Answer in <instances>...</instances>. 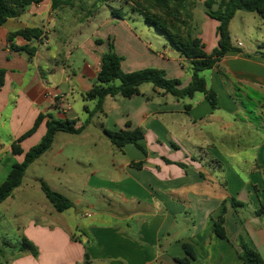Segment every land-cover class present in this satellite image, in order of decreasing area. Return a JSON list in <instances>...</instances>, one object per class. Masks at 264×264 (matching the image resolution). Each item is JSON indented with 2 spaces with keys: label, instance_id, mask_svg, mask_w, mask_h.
Returning <instances> with one entry per match:
<instances>
[{
  "label": "crops",
  "instance_id": "1",
  "mask_svg": "<svg viewBox=\"0 0 264 264\" xmlns=\"http://www.w3.org/2000/svg\"><path fill=\"white\" fill-rule=\"evenodd\" d=\"M205 1L197 0L196 9L204 10L195 9L194 26L210 54L218 46L219 23L206 14ZM53 6L54 0L32 4L0 27V186L24 159L12 154V144L43 116L36 132L21 142L24 152L41 141L49 119L75 121L82 131L57 133L52 149L28 169L43 161L61 174L60 188H82L84 195L93 196L70 199L67 191L58 190L74 204L62 213L54 209L66 220H29L22 232L19 229L18 242L25 236L39 254L12 257L9 264H179L177 259L185 257L190 264H243L241 237L264 258V216L256 213L264 200V57L259 54L264 19L261 33L249 43L232 32L240 11L232 19L230 33L237 50L203 74L217 95L216 107L204 94L178 100L145 83L140 95L107 97L103 111L84 126L89 119L85 107L92 111L97 104L84 96L97 84L109 41L123 58L125 72L160 69L166 78L180 80L181 87L191 81L190 61L172 43L163 46L138 34L125 19L112 17L96 32L88 31L100 8L83 20L71 8ZM27 29H41L43 35L10 40ZM246 32L245 37L250 29ZM115 33L119 36L112 37ZM74 57H80L79 67ZM233 85L246 88L245 107L234 98ZM96 119L99 128L92 131ZM134 129L144 133L139 145L145 152L134 144L119 149L105 133ZM225 145L232 146L236 166L229 179L222 158ZM142 161V168L132 166ZM24 186L23 179L4 202ZM230 198L245 206L235 209L227 203L226 238H220L212 227L222 202Z\"/></svg>",
  "mask_w": 264,
  "mask_h": 264
},
{
  "label": "trees",
  "instance_id": "2",
  "mask_svg": "<svg viewBox=\"0 0 264 264\" xmlns=\"http://www.w3.org/2000/svg\"><path fill=\"white\" fill-rule=\"evenodd\" d=\"M43 0H0V27L9 20L16 19L23 15L27 7L32 4H38ZM110 0H54V9H76L85 13L83 20L91 17L98 9ZM129 5L133 12L139 13L146 23L153 26L157 31L164 34L168 40L190 61L191 81L181 87L182 83L177 79L166 78L165 72L160 69L147 68L130 73H124L121 70L123 58L114 52V46L111 41L108 43V52L102 56V67L98 74L97 84L93 89L85 94L86 100H97L94 110L89 111V119L85 125H88L91 118L103 111L104 100L109 96L121 95L125 98H131L140 95V86L145 83H151L155 88L170 94L178 100L192 98L197 93L204 94L212 107L217 106V95L209 88L207 79L203 75L205 71L215 68L219 61L230 51L237 48L233 45L230 33V23L239 11L248 13H257L264 19V0H206L204 6L206 14L216 20L219 25L217 33L219 37L218 46L212 53H207L200 38L196 36L194 26L195 9L197 0H120ZM113 18H122L124 15L120 9L112 8ZM16 35H21L26 39L41 38L43 31L41 29H27L10 36L12 40ZM100 43V41H98ZM30 55L35 50L25 48ZM264 57V48L259 52ZM4 71L0 70V84L3 82ZM43 116H39L33 128L26 134L19 137L12 144V154L24 155L20 163L14 164L7 179L0 186V205L11 197L14 191L21 186L29 166L39 159L42 155L52 149L57 133L78 134L82 128H76L75 121H61L49 119L46 122L47 131L41 141L31 147L27 152L21 148V142L33 135ZM110 142L121 149L127 144H134L143 152L144 149L139 145V141L144 137L141 129L105 131ZM165 162L172 163L165 159ZM145 162L132 163L135 168H142ZM179 166L185 167L182 163ZM41 189L53 208L62 213L73 207V202L64 194L55 191L43 180L40 181ZM230 203L235 209L245 206L234 198L225 199L222 202L221 212L214 220L212 232L220 238H226L225 214L227 212V203ZM257 215L264 216V200L261 202ZM240 252L239 256L243 264H264V258L261 254L250 246L242 237L238 241ZM3 245L10 252L12 257L31 255L37 257L38 248L25 236L17 243L4 242ZM190 258L193 254L187 249ZM179 264H190L188 257L178 258Z\"/></svg>",
  "mask_w": 264,
  "mask_h": 264
},
{
  "label": "rangeland",
  "instance_id": "3",
  "mask_svg": "<svg viewBox=\"0 0 264 264\" xmlns=\"http://www.w3.org/2000/svg\"><path fill=\"white\" fill-rule=\"evenodd\" d=\"M112 8L120 9L124 17L116 19H125L131 22L133 30L138 34H142V36L145 38H150L154 43H161L163 46L165 44L169 46L171 45V42L164 34L160 33L153 26L146 23L139 13L133 12L129 5L124 4L120 0H110L104 3L100 7L99 11L94 15L93 23L90 25V27H88L87 30L94 33L101 26L104 20H109L110 18H112ZM73 10L77 12L76 14L79 15V18L85 15V13L81 11H76L75 8ZM201 10L203 11L204 8L198 6L196 12L199 13L201 12ZM243 18H246V20ZM260 21L261 17L257 13L240 11L234 19L232 32L233 34H240L242 36L240 40H242L244 43H249L250 38L256 37L257 35H259V33H261ZM76 24L79 25L78 23ZM80 26L81 25H79V27ZM248 29H250V33L248 34L249 36H243V34ZM114 36L118 37L119 34L115 33L112 35V37ZM156 48L159 47L157 46ZM72 61L73 63H76L78 67L81 65L80 57H74ZM121 70L124 73H127L123 68H121ZM234 88L237 90H234V98L237 101L243 102V107H245L246 88L241 86H234ZM99 122L100 121L96 119L94 124L90 125V129L92 131H97L99 128ZM224 147L225 148H223L222 150L225 149L226 153L222 155V158L224 159L223 162L226 168V175L229 179V174L236 168L234 164L235 158L234 156H232V154L230 155V151L232 149L230 147L232 146L225 145ZM239 157L242 158L241 155ZM56 172L54 173L53 168L46 166L43 161H38L35 165L27 170L25 174L26 176L24 177L25 186L22 187L23 189H21L16 193V195H14V199H11V201L8 202H4L0 205V264H9V261L12 259V255H10V252L6 251L7 249L5 248L3 243H17L18 236L20 235L19 229L22 232L23 226L29 220L35 219L34 221H36L39 216L42 217L41 221L47 224L56 222L63 224L66 220L64 215H61L54 210L52 204L43 193L40 185L41 180L45 181L53 190L67 191V193H69L67 195L70 197V199H77V197L81 199H87L92 194L86 193L84 195L83 190H81L82 188L72 189V187H70L69 192L66 188H60L58 180L61 179V174ZM82 208L83 207H81V209ZM70 212H72L71 214H73L74 211Z\"/></svg>",
  "mask_w": 264,
  "mask_h": 264
},
{
  "label": "built area",
  "instance_id": "4",
  "mask_svg": "<svg viewBox=\"0 0 264 264\" xmlns=\"http://www.w3.org/2000/svg\"><path fill=\"white\" fill-rule=\"evenodd\" d=\"M239 45H241V44H239Z\"/></svg>",
  "mask_w": 264,
  "mask_h": 264
}]
</instances>
